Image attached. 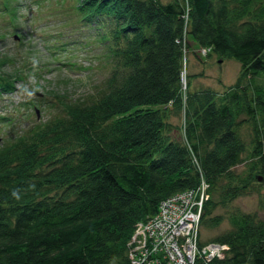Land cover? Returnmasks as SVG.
<instances>
[{"label":"trees","instance_id":"1","mask_svg":"<svg viewBox=\"0 0 264 264\" xmlns=\"http://www.w3.org/2000/svg\"><path fill=\"white\" fill-rule=\"evenodd\" d=\"M79 2L109 27L116 68L96 101L65 102L59 117L0 147V264H132L135 229L162 200L205 181L201 226L216 227V205L264 173V0ZM192 45L239 61L241 82L220 96L184 88ZM5 64L0 88L16 79ZM171 113L184 118L183 141ZM245 122L253 140L242 175ZM229 221L206 241L199 228L201 247L227 249L196 264H264V219L232 212Z\"/></svg>","mask_w":264,"mask_h":264},{"label":"rangeland","instance_id":"2","mask_svg":"<svg viewBox=\"0 0 264 264\" xmlns=\"http://www.w3.org/2000/svg\"><path fill=\"white\" fill-rule=\"evenodd\" d=\"M79 1L0 0V57L6 61L2 70L16 78V94L11 95L18 101L0 94V147L23 136L30 137L36 126L59 117L65 102L90 103L106 92L117 63L111 50L113 43L104 37L106 30L81 18ZM9 4L13 7L10 10ZM95 20L100 22L97 18L91 21ZM191 47L184 53V88L190 83L192 89L209 88L220 96L241 82L239 61L213 51L208 54L206 49L196 45ZM3 115L10 119L3 122ZM170 115L168 122L176 127L172 134L183 141L184 118ZM240 131L247 150L234 170L246 175L251 172L249 151L253 131L247 122ZM251 174L248 193L228 203H218L214 208L211 217L222 216L220 225L204 228L200 221L203 241L228 230L232 212H245L264 219V173Z\"/></svg>","mask_w":264,"mask_h":264},{"label":"built area","instance_id":"3","mask_svg":"<svg viewBox=\"0 0 264 264\" xmlns=\"http://www.w3.org/2000/svg\"><path fill=\"white\" fill-rule=\"evenodd\" d=\"M208 185L172 195L159 204L157 213L139 222L131 239L133 264H196L199 259L222 258L226 245H199L202 207ZM222 251V254H220Z\"/></svg>","mask_w":264,"mask_h":264},{"label":"bare ground","instance_id":"4","mask_svg":"<svg viewBox=\"0 0 264 264\" xmlns=\"http://www.w3.org/2000/svg\"><path fill=\"white\" fill-rule=\"evenodd\" d=\"M79 5H80V2L78 3V8H79ZM7 7H8V9L10 10V9H12L13 7L12 6H10V4H9V6L7 5ZM15 7V9L17 10V6H14ZM81 12V11H80ZM81 18L82 19H84V21H87V22H89V23H91L92 22V24H93V22H95L94 24L96 25V27H99V29H102L103 31H107V32H109L110 31V29H109V27H102L100 24H99V21H91L92 20V18L90 19L89 17H88V15L87 14H85L84 12L82 13L81 12ZM85 14V15H84ZM105 31V32H106ZM109 57H111L110 55H109ZM15 83V82H14ZM15 85V84H14ZM14 85H12V87H5L4 85H2V87L0 88V94H5V95H7V97L8 98H10V100H12V101H15V102H18L16 99H14L13 97H12V95H13V93L14 94H16L15 93V91H14V89H15V86ZM11 86V85H10ZM8 88H11V89H9L8 90ZM3 89H5V90H3ZM12 94V95H11ZM19 95H21V94H19ZM17 96V95H16ZM12 97V98H11ZM31 105H33V103H31ZM3 108H5V106H3ZM37 112H38V110H37ZM38 116H39V112H38ZM6 118L7 117H5L4 115L2 116V120H4L3 122H5L6 121ZM10 118H7V120H9ZM204 211V207H202V212ZM141 222H144V221H141ZM135 231H139L138 230V228H136L135 229ZM130 257H131V263L133 264L134 262H133V258H132V255H130Z\"/></svg>","mask_w":264,"mask_h":264},{"label":"water","instance_id":"5","mask_svg":"<svg viewBox=\"0 0 264 264\" xmlns=\"http://www.w3.org/2000/svg\"><path fill=\"white\" fill-rule=\"evenodd\" d=\"M259 180H261V179H259Z\"/></svg>","mask_w":264,"mask_h":264}]
</instances>
